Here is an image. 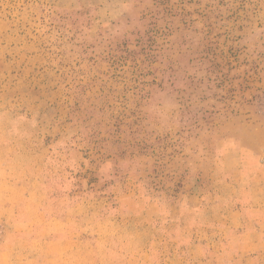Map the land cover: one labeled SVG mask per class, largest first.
Instances as JSON below:
<instances>
[{
  "label": "rangeland",
  "instance_id": "obj_1",
  "mask_svg": "<svg viewBox=\"0 0 264 264\" xmlns=\"http://www.w3.org/2000/svg\"><path fill=\"white\" fill-rule=\"evenodd\" d=\"M263 156L264 0H0V264L172 249Z\"/></svg>",
  "mask_w": 264,
  "mask_h": 264
},
{
  "label": "crops",
  "instance_id": "obj_2",
  "mask_svg": "<svg viewBox=\"0 0 264 264\" xmlns=\"http://www.w3.org/2000/svg\"><path fill=\"white\" fill-rule=\"evenodd\" d=\"M183 197L177 206L197 215L194 233L161 252L154 249L159 244L155 236L150 237L148 248L130 256V264H264V156L241 166L236 181L226 183L211 203L205 204L195 194ZM154 220L155 216L148 217L142 228L155 226ZM13 226L17 234L26 233L22 220ZM159 253L164 257L155 263ZM65 259L72 264H97L90 252L53 249L34 256L30 264H62Z\"/></svg>",
  "mask_w": 264,
  "mask_h": 264
},
{
  "label": "trees",
  "instance_id": "obj_3",
  "mask_svg": "<svg viewBox=\"0 0 264 264\" xmlns=\"http://www.w3.org/2000/svg\"><path fill=\"white\" fill-rule=\"evenodd\" d=\"M158 14L159 12H156V16L151 17L153 18V26L155 27V30H153V34L156 35L157 38L163 35V29L161 30L159 27H157V21H165V18H163V16H159Z\"/></svg>",
  "mask_w": 264,
  "mask_h": 264
}]
</instances>
